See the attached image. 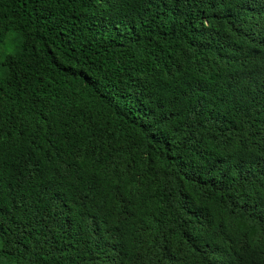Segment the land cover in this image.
<instances>
[{"label": "trees", "instance_id": "1", "mask_svg": "<svg viewBox=\"0 0 264 264\" xmlns=\"http://www.w3.org/2000/svg\"><path fill=\"white\" fill-rule=\"evenodd\" d=\"M0 49V264H264V0H0Z\"/></svg>", "mask_w": 264, "mask_h": 264}, {"label": "rangeland", "instance_id": "2", "mask_svg": "<svg viewBox=\"0 0 264 264\" xmlns=\"http://www.w3.org/2000/svg\"><path fill=\"white\" fill-rule=\"evenodd\" d=\"M9 46H12V45H10V44H9ZM1 52H3V50H2V49H0V53H1Z\"/></svg>", "mask_w": 264, "mask_h": 264}]
</instances>
